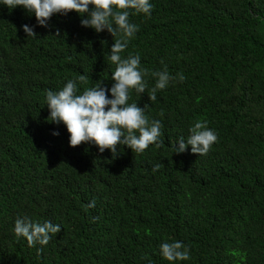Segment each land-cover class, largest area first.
<instances>
[{
  "label": "trees",
  "instance_id": "1",
  "mask_svg": "<svg viewBox=\"0 0 264 264\" xmlns=\"http://www.w3.org/2000/svg\"><path fill=\"white\" fill-rule=\"evenodd\" d=\"M150 3V17L130 14L139 30L121 55L176 77L152 102L149 75L148 90L128 101L162 122L164 143L142 154L121 145L116 158L95 144L70 146L66 126L47 120L46 94L80 75L81 93L110 89L120 34L82 26L75 11L42 27L22 6L0 4V264H264V0ZM196 121L218 143L207 155L191 145L175 153ZM18 217L61 231L29 247L14 233ZM177 240L191 258L169 262L160 245Z\"/></svg>",
  "mask_w": 264,
  "mask_h": 264
},
{
  "label": "clouds",
  "instance_id": "2",
  "mask_svg": "<svg viewBox=\"0 0 264 264\" xmlns=\"http://www.w3.org/2000/svg\"><path fill=\"white\" fill-rule=\"evenodd\" d=\"M0 4L7 6L9 10L22 6L29 13H34L37 24L42 27H49L54 14L67 15L75 11L86 17L81 20L82 26L92 28L97 33L107 30L114 38L120 34L119 38L114 39L110 50L109 60L115 65L111 75L114 83L110 89L102 82L95 87H86L81 93L79 85L87 84V78L80 75L68 80L59 91H47L46 106L50 110L47 120L66 126L70 134V146L95 144L101 153L109 149L113 158H116L120 154L118 148L121 145L131 148L135 154L144 153L153 144L157 148L163 145L162 122L150 119L145 114V106L129 104L128 101L133 90L141 95L148 90L146 77L149 75L156 78L155 86L148 91L152 102L157 100V91L166 89L176 77L167 71V65L164 70L150 73L141 66L139 54L129 55L127 58L121 55L139 30V25L131 22L130 14L143 13L150 17L154 7L150 0H0ZM22 27L27 37L37 36L34 26L24 24ZM56 34L60 35L59 30ZM177 76L179 82L186 79L182 73H177ZM52 134L58 136L60 133L54 131ZM218 141L215 130L209 128L206 122L196 121L189 128L187 140L180 137L173 147L178 154L185 152L191 145V152L201 156L207 155ZM159 167L160 165H156L153 171H157ZM92 207H95V200L85 205V211ZM60 231L61 225L53 224L50 220L40 223L33 222L28 217H18L14 224L17 239L26 238L29 247H34L37 243L46 246L53 235ZM37 251L39 253L43 249ZM160 253L169 262L191 258L189 246L178 240L162 243ZM148 264L153 262L148 260Z\"/></svg>",
  "mask_w": 264,
  "mask_h": 264
}]
</instances>
